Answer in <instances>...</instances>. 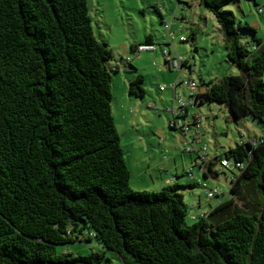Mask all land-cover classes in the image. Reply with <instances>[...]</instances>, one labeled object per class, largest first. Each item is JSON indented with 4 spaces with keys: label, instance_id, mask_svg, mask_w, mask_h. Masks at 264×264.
<instances>
[{
    "label": "trees",
    "instance_id": "16d2710c",
    "mask_svg": "<svg viewBox=\"0 0 264 264\" xmlns=\"http://www.w3.org/2000/svg\"><path fill=\"white\" fill-rule=\"evenodd\" d=\"M231 1L199 3L241 74L210 81L197 105L223 104L236 121L264 123V41L224 8ZM242 30L252 31L250 46ZM112 58L88 0H0V264H103L105 251L58 249L82 240L123 264H264V137L207 161V179L221 175L224 159L244 168L232 172L229 197L189 223L181 189L200 184L131 187L112 113ZM144 83L138 74L130 94L145 97Z\"/></svg>",
    "mask_w": 264,
    "mask_h": 264
},
{
    "label": "rangeland",
    "instance_id": "374dc122",
    "mask_svg": "<svg viewBox=\"0 0 264 264\" xmlns=\"http://www.w3.org/2000/svg\"><path fill=\"white\" fill-rule=\"evenodd\" d=\"M156 5L165 16L164 23L173 22L172 32H176L181 25L185 27L183 32L176 33L175 40H171L167 35V29L156 10ZM88 6L95 35L112 50L113 58L110 64L119 69L112 72V113L131 172L132 189L159 192L168 185L166 179L164 180V177L168 176L160 174L156 168V160L152 161V155L157 147L159 151L163 148L157 146L159 139H165L166 143L171 140L172 143L175 141L174 137L178 139L177 146L180 149L178 163H183L185 159L188 164L184 170L181 168L182 177L176 182L181 186L198 183V178L202 179L203 176L198 168H193L196 154L185 153L188 138L181 131H173L170 128L173 115L167 110L175 104V90H161L160 87L178 83L177 93L186 101L191 91L182 81L193 80L201 92H204L212 80L241 74L240 69L228 58L225 38L216 17L198 0H88ZM224 8L233 11L242 26L256 30L257 37L264 41V15L259 12L264 9V0H233ZM182 16L185 20H182ZM194 33L196 38L192 40L191 35ZM240 33L246 45L254 43L252 31L242 30ZM148 35L155 36L157 51L135 55L132 45L146 44ZM181 36H185L188 42L182 43ZM164 49L170 50L173 55L186 57L188 66L182 71L167 69ZM138 74L145 77L146 95L143 98L130 94V83ZM131 109H134V112H131ZM193 115L202 117V142L197 144L196 148L203 150L208 146V152L212 155H222L224 151L236 147L239 143H254L264 137L263 122L252 116L236 121L223 104L209 102L195 105L190 107L188 118ZM143 145L147 152L144 153L142 162L139 156ZM174 156L176 152L172 154V158ZM192 168L195 178L186 175ZM205 183H208L209 188L197 186L181 189L185 202L190 206L189 223L199 221V217L193 220V215L199 216L209 211L210 205L219 202L218 199H208L210 188L226 187V196L221 199L229 197L228 181L224 175H221L218 181L209 179ZM58 249L75 256H88L93 252L105 251L107 257L103 264H123L115 253L101 248L97 240L92 243L76 241L60 245Z\"/></svg>",
    "mask_w": 264,
    "mask_h": 264
},
{
    "label": "built area",
    "instance_id": "2783aa9c",
    "mask_svg": "<svg viewBox=\"0 0 264 264\" xmlns=\"http://www.w3.org/2000/svg\"><path fill=\"white\" fill-rule=\"evenodd\" d=\"M182 5H187V4H182ZM156 6L158 10L160 11L161 15L163 16L162 20L164 23L165 16L163 12L161 11L160 7L158 5ZM259 12L264 15V9H260ZM182 20H185L184 16H182ZM164 24L167 29V35L170 37L171 40L176 39L177 32H183L185 29V27L181 25L178 28V30H176V32H172L173 22L169 24L168 23H164ZM180 41L182 43H185V42H188V39L185 36H181ZM253 48L256 49L255 46ZM156 51H157V48H156V44L154 43L142 44V45H137L134 47L135 55L144 53V52H156ZM163 54L165 56V66L169 70H176V71L181 70L182 71L184 67L188 66V59L186 57L179 56V55H173L172 52L168 49H164ZM182 83L185 86H188V88L191 91L189 99L186 101L183 99L180 93L179 94L177 93L178 83L174 85L173 84L164 85V86H161L160 89L165 90L167 88H170V89L175 90V104L173 107H169L167 110L168 113L173 115V118L170 120V127L173 128V130L181 131L184 134V136L188 138L189 146L188 145L186 146L185 153H189V154L195 153L196 154V158L194 159L195 165L193 168H198L201 171L202 176H203L202 179L198 178L197 182L203 188H209L208 183H205V181L209 179H207L204 176L205 171H206V163L211 158L210 153L208 152V146H205L203 150H200V149L197 150L196 148V145L202 142L201 141V136L203 135V132H201L202 117L198 115H193L190 119L188 118L190 107H194L195 105L198 104L197 96L198 94L201 93V90L196 86L193 80L188 81V82L182 81ZM131 112H134V109H131ZM256 141L257 140H255V142ZM193 168L190 169L186 173V175L190 176L191 178H195ZM238 168L243 169L244 164L236 163V165H234L233 162L227 159H224L221 162V165H219V167H216L215 169L218 170L221 175L225 174V176H227V181H228L227 185H228L229 180L233 179L235 176L234 174H232V172L233 171L237 172ZM229 173L231 174L229 175ZM219 177H217L216 179H211V180L218 181ZM173 181L176 182L177 178L175 177H173V179L169 178L166 180V183L173 184L172 183ZM225 194H226V187H215V188H210V190L207 193V197L208 199H218L220 201L221 197L225 196ZM198 217L199 218L205 217V213H201L199 216L193 215L192 219L196 220Z\"/></svg>",
    "mask_w": 264,
    "mask_h": 264
},
{
    "label": "crops",
    "instance_id": "0c3cea01",
    "mask_svg": "<svg viewBox=\"0 0 264 264\" xmlns=\"http://www.w3.org/2000/svg\"><path fill=\"white\" fill-rule=\"evenodd\" d=\"M199 2V0H198ZM153 36V40H155V36ZM132 46H135V45H132ZM137 46V45H136ZM202 93V92H201ZM173 130V129H172ZM173 131H176V130H173ZM175 138V141L171 143V140H169L167 143L165 141V139H159V144L157 143V146H162L163 148L158 149V147L156 148V151L153 152V160H156V168L159 169V172L160 174H164L167 175L168 177H164V180L166 179H169L171 178L170 176L172 177H175L177 178V181L180 179V177H182L180 175V170L181 168L184 170L188 164L186 163L185 159L183 160V163H178V160H177V157H179L178 155V152L180 151L179 147L177 146V138ZM145 148L144 145L141 146L140 148V160H142V162L144 161V153H146L147 151H145ZM176 152V156H174L172 158V154ZM171 156V157H169ZM210 156L211 157H216L218 156V154H213L210 153ZM166 158V159H165ZM172 158V159H171ZM172 162H173V166L174 169L171 167L172 165ZM139 167V166H137ZM139 169V168H138ZM140 170V169H139ZM143 177V176H142ZM140 178V177H139ZM192 189V187H189L188 189ZM199 207H200V204H199ZM208 212V211H206Z\"/></svg>",
    "mask_w": 264,
    "mask_h": 264
}]
</instances>
